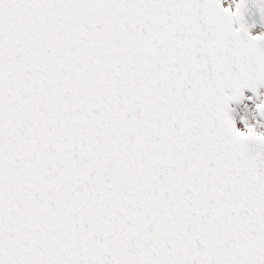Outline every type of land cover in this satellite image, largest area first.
I'll return each instance as SVG.
<instances>
[{"label": "snow or ice", "instance_id": "obj_1", "mask_svg": "<svg viewBox=\"0 0 264 264\" xmlns=\"http://www.w3.org/2000/svg\"><path fill=\"white\" fill-rule=\"evenodd\" d=\"M247 9L0 0V264H264Z\"/></svg>", "mask_w": 264, "mask_h": 264}, {"label": "water", "instance_id": "obj_2", "mask_svg": "<svg viewBox=\"0 0 264 264\" xmlns=\"http://www.w3.org/2000/svg\"><path fill=\"white\" fill-rule=\"evenodd\" d=\"M246 3L248 4V9L244 13V20L246 25L249 27V33L252 35L253 31H261V33H264V19L261 18L259 10L254 7L253 5L256 3V0H246ZM234 6V5H233ZM258 35V34H257ZM260 89L264 92V87H261ZM245 93L252 94L250 90H244ZM260 94V93H259ZM252 96V100L245 99L242 103L236 105L235 103L230 104V107L232 105H235L232 109L231 115L236 120V126L243 130L244 125L240 123V117L244 116L247 119L248 124L255 125L257 131H264L263 125L260 123L259 118L264 123V118H261L257 116L256 112L254 111L255 103H258L261 99V94L259 97L252 95H246V97ZM245 105H247V109L245 108Z\"/></svg>", "mask_w": 264, "mask_h": 264}]
</instances>
